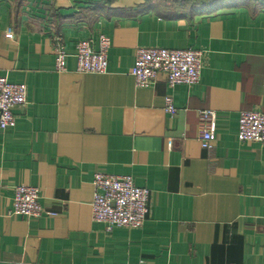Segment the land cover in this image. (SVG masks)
<instances>
[{
    "label": "crops",
    "instance_id": "crops-1",
    "mask_svg": "<svg viewBox=\"0 0 264 264\" xmlns=\"http://www.w3.org/2000/svg\"><path fill=\"white\" fill-rule=\"evenodd\" d=\"M102 34L107 73H79L78 42ZM142 47L203 50L201 82L139 88ZM0 76L28 88L0 133V264H264V142L237 140L242 111H264V0H0ZM97 172L151 192L142 228L93 221ZM18 186L40 190L41 217L12 214Z\"/></svg>",
    "mask_w": 264,
    "mask_h": 264
},
{
    "label": "built area",
    "instance_id": "built-area-1",
    "mask_svg": "<svg viewBox=\"0 0 264 264\" xmlns=\"http://www.w3.org/2000/svg\"><path fill=\"white\" fill-rule=\"evenodd\" d=\"M14 39V31L7 32ZM111 40L106 35L98 38V47L93 39L78 42L76 46L77 71L85 74H106ZM55 63L58 72L67 70L68 54L61 40L55 43ZM206 53L195 48L166 49L138 48L132 76L139 88L155 85L160 74L166 77L170 88L179 85L194 86L201 82ZM28 88L25 84L11 83L0 76V133L16 126L14 109L27 105ZM166 113L175 115L178 108L173 98H166ZM218 114L212 110L200 111L199 142L204 150H214L218 134ZM239 143L264 142V111H242L239 121ZM94 196L91 203L93 221L103 224L108 232L116 228L140 229L150 213L151 192L138 187L131 176L95 174ZM12 214L39 218L44 214L40 203V190L31 186L14 189ZM22 264V263H16Z\"/></svg>",
    "mask_w": 264,
    "mask_h": 264
}]
</instances>
